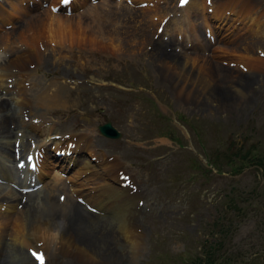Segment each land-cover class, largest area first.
Wrapping results in <instances>:
<instances>
[{"label":"rangeland","instance_id":"rangeland-1","mask_svg":"<svg viewBox=\"0 0 264 264\" xmlns=\"http://www.w3.org/2000/svg\"><path fill=\"white\" fill-rule=\"evenodd\" d=\"M14 1L12 18L0 23V62L15 51L33 52V68V61L24 68L34 76L20 80L24 68H10L0 81V100L31 97L34 113L46 112L63 134H84L83 157L114 159L127 171L123 182L132 173L134 192H140L133 196L142 203L131 213L139 249L127 250L116 220H100L104 236L95 235L86 226L76 228L71 208L70 216L60 214L58 194L38 201L45 208L33 211L64 219L103 257L77 261L71 253L45 249V264H189L204 245L224 237L216 225L228 226L229 217L231 232L218 263L264 264V168L250 165L235 173L236 160L225 159L235 147L255 145L252 154H264V0H76L68 8L61 0H31L29 6ZM197 40L208 50L201 51ZM48 84V95L58 86L57 102L37 95ZM31 112L12 105L0 113L9 120L5 136L19 131L20 137L15 148V138L0 137L5 172L14 170L16 153L25 155L38 140V129L28 123L40 125V117ZM108 120L120 139L99 133L97 126ZM215 153L218 168L208 163L206 172L203 158L209 162ZM56 164L48 160L43 183L74 175L76 168L63 172ZM8 188L15 192L13 212L20 210L29 197L20 196L17 184L0 185V193ZM230 198L239 201L238 209L230 208ZM4 257L0 263H7Z\"/></svg>","mask_w":264,"mask_h":264},{"label":"bare ground","instance_id":"bare-ground-1","mask_svg":"<svg viewBox=\"0 0 264 264\" xmlns=\"http://www.w3.org/2000/svg\"><path fill=\"white\" fill-rule=\"evenodd\" d=\"M30 1L31 0H20V3L23 6H29L31 4ZM74 1L76 2V0ZM141 1L140 3H138V5L140 4V6H142V4L143 5L147 4L146 1L144 2ZM11 2H12L11 0H9L8 2L10 8L9 10L8 8L7 9L1 8L2 4L0 5V23H2L3 25L7 24L8 21H10V19L12 18L14 13L11 12L13 10L16 11V7L14 3ZM132 3L136 4L137 1L132 0ZM194 44H196L197 47L201 49V51L208 50V47L204 46L205 44L203 45L200 40L195 41ZM188 45L190 46V43L187 44V46ZM30 55H34V53L33 52L27 53L25 50L21 52L15 51L13 52V54L9 55L8 59H6L5 62H0L1 64L0 81L4 79V75H6L11 70L10 68L12 67H14L15 69H20L21 72V70L25 67L24 66L25 63L31 64V62L33 61L31 64L32 65L31 68H33V65L36 60L35 59L32 60V57ZM165 55L167 57H173V55L170 56L171 54L168 53ZM29 56L31 57V59ZM167 57H157V61L158 59L163 60ZM31 68H24L22 70V78H20V80L22 79L27 80L29 78H33L34 75ZM236 81H238V83L240 84H244V81L242 80L240 81L239 79H237ZM19 83L20 82H16V84L13 86V89H15L16 93L19 92L20 90L19 85L17 86V84ZM47 87H49V84L48 86L45 87V89H42L37 95L38 96L40 95L41 99H43L44 101H46L48 98V100L52 102H57L58 99H60L58 86H56L54 90L50 89L51 91L49 95L47 94L48 91H45ZM30 90H31L30 88L25 87L23 94L27 96L29 94L28 91ZM12 105H16V107L20 109L21 107H24L25 111L27 112L32 110L33 113L31 112L29 114H31V116L33 115L36 119L40 117L39 119H37V121L40 122V125H37L32 121H30L31 123H28V125L33 129H38L37 132L43 133L44 135L43 138L38 140L35 139L33 141V147L31 148L32 155L30 161L26 162L23 165L20 164L22 166V172L24 173L23 174L21 172V174H23V179L21 180L30 179L29 182L24 181L21 183L24 189L31 184V181L33 182L36 181V183L38 181L41 182L42 183L41 187H44L45 185L47 186L49 185L47 184L48 182L43 183L44 182L43 177L39 179L40 175L46 174L45 169L49 167L47 164L48 159H52V158H48L50 152L49 149L46 148L48 144L47 142L49 141L52 144L53 147L52 149L54 150L53 152H56V150L64 151V154L62 153L61 156L58 155L59 157L54 159L55 161L59 160L58 165L61 168L66 169L68 168L69 164L72 162L74 163L75 166L74 168H76V170L74 175L72 177H68L65 181H61V180L59 181V179L52 178L50 182L51 185L48 188H46L45 195H40L41 189L35 192L36 194L34 199L31 198L33 197V195L31 196L33 192L31 194L28 193L29 200L23 203L21 209L18 207V209L20 210H16V211L14 210V212H10V211L12 210V208H14L12 202L15 192L12 189L8 188L9 191L4 192L3 194L0 193V208L1 206H3L5 209L4 213L0 212V256L5 255L6 257L4 258H7V263L3 262L0 264H4V263L33 264L34 261L30 258L27 252L30 248L32 250H34L35 248H41L42 250L44 249V252L45 249L46 250L49 249V251L52 250L55 251L56 249H58L61 252L71 253L74 256L73 258H75L77 261L103 260V257H101L100 254V247L90 246L88 242L84 241L83 239L80 238L77 239L73 235L71 230L68 228L69 225L68 223L65 222L64 219L63 221L60 222L57 221L56 217H54L52 214H49L50 212L46 213L43 216L38 211H33L34 209L35 210L44 209L45 208L44 204H42L41 206L38 204V201L40 200L43 201L45 199L51 201L52 198L55 197V196L53 197L54 193L58 194V196L62 198L61 200L62 202H57L55 204L59 208L60 214L62 211L64 212L68 211L69 212L68 216H70L71 215L70 208L72 209L75 215V221L76 218L77 220H79L77 221L76 224L77 229L82 230L81 228L83 226H86L88 227V229L92 230L91 232H94L95 235L104 236L103 235L104 230L99 227L101 226L99 221L108 220L109 222L110 221L114 222L116 220L118 223V229L119 231H121V234L125 240L124 247L127 250H129V248L132 249L138 248L139 236L136 233L134 227L132 226V220H131V213L133 210L131 208V204H133V202L136 203L137 198H134L133 196L134 193H131V188H132L131 184L129 183L126 184L123 182L122 176L126 174L127 171H123V168L122 170H120L121 168H119L118 163L116 161H113L114 159H110L109 157L106 156L102 158L96 156L99 160V161L96 160V162L91 160V157L89 156L83 157L82 154L78 152V147L85 144L84 135L83 134L78 135L77 133H70V132L67 136L63 134L65 131L60 130L55 123L53 122L51 123L50 121L46 120L45 118L46 112L44 113V115H37V113H34L36 106L33 107L34 104L33 101L31 100V97L29 99L20 101L18 98H16V96H13L12 98H10L9 102H4L1 99L0 113L7 111L10 107L12 108ZM42 105L45 106L46 103L43 102ZM7 126L9 127V120L3 117V115H0L1 138H4L5 131H7ZM15 135H11L9 137L5 136L7 139L15 138L14 148L16 147L15 144L18 143V138L20 139L18 135L17 136ZM71 144H74V146L71 147ZM72 149H74V152ZM66 151H71L72 154L71 153L67 154ZM19 155L21 154L19 153ZM75 163H77V165H75ZM4 177L9 178L11 182H14L15 180V177H11L7 175L6 172H0V178H4ZM36 177L39 179L38 181ZM130 179H132L131 176ZM87 184L90 185L88 187L89 189L85 188L86 190H84L83 187ZM43 192L44 191H42V193ZM74 197L75 198L78 197V199L81 200V203L74 200ZM33 212H38L39 214H35V213L33 214ZM89 217H91L90 220L88 219ZM112 235H114V233H112ZM113 239L116 242V239L115 238ZM104 246L108 247L105 244ZM128 246L130 247L128 248Z\"/></svg>","mask_w":264,"mask_h":264},{"label":"trees","instance_id":"trees-1","mask_svg":"<svg viewBox=\"0 0 264 264\" xmlns=\"http://www.w3.org/2000/svg\"><path fill=\"white\" fill-rule=\"evenodd\" d=\"M255 147V145H251L248 149H241V148H234L235 150H233V148H229V152L225 154V159L232 161L233 159L236 160V165L238 166L237 169L235 170L236 172H239L240 170L242 171L246 166H250V165H259L262 166L264 168V154H252V149ZM233 150V151H232ZM261 155V156H260ZM218 154L215 153L214 154V158H211L209 163H211L213 166H215L216 168H218V163L219 160L217 159ZM202 168V167H201ZM206 172H208L209 170L206 169V167L204 168ZM218 171L220 169H217ZM230 202V208H237L238 209V202L233 198L229 199ZM223 219V218H222ZM221 219V220H222ZM232 220L229 217L228 219V226H232ZM220 226L218 229L219 233L224 236L222 237V239H219L215 242H211L207 245H204L202 248V254L200 255H196L194 257V259H192L189 264H221L218 263V253L219 251L222 250L223 248V241L225 239V237H227L230 232H231V228L229 229L228 226H224L221 227L222 224H217L216 226Z\"/></svg>","mask_w":264,"mask_h":264},{"label":"water","instance_id":"water-1","mask_svg":"<svg viewBox=\"0 0 264 264\" xmlns=\"http://www.w3.org/2000/svg\"><path fill=\"white\" fill-rule=\"evenodd\" d=\"M119 89V87H118ZM98 129L100 133L105 137L110 138H120L121 133L112 125L110 121H106L105 123L98 126ZM139 202H136L135 204H131V208L133 209L132 212L136 210V207L139 205ZM141 205V204H140Z\"/></svg>","mask_w":264,"mask_h":264},{"label":"snow or ice","instance_id":"snow-or-ice-1","mask_svg":"<svg viewBox=\"0 0 264 264\" xmlns=\"http://www.w3.org/2000/svg\"><path fill=\"white\" fill-rule=\"evenodd\" d=\"M182 2H186V0H182ZM33 254L36 256V259L40 261V264H44L43 254H36V253Z\"/></svg>","mask_w":264,"mask_h":264}]
</instances>
